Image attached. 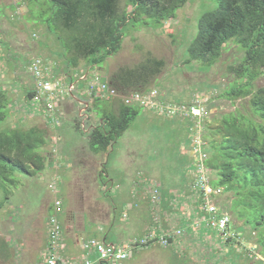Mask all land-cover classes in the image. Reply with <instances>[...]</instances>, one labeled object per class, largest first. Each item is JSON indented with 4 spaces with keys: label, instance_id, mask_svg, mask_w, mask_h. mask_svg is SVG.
Segmentation results:
<instances>
[{
    "label": "rangeland",
    "instance_id": "rangeland-1",
    "mask_svg": "<svg viewBox=\"0 0 264 264\" xmlns=\"http://www.w3.org/2000/svg\"><path fill=\"white\" fill-rule=\"evenodd\" d=\"M126 2L127 0H119L120 10L126 8ZM50 4V0H39L29 3L28 7L24 5L25 8L23 5L20 7L17 0H0V91H4L8 97L9 104L6 111L8 115L10 114L6 120L0 122V131L31 125L30 110L35 111L34 113L38 110L33 107L30 100L25 99L28 95L27 88H29V76L31 75L25 69L32 58L42 57L45 62L47 60L49 62L58 61L60 64L58 72H53L51 68L50 72L61 84H64L63 77L66 76L63 70H69L72 73L75 69L80 68L78 74H75L77 81L73 80L69 85L76 84L80 81L79 78L89 71L90 66L88 67L86 64V59H81L76 67L71 62V65L66 62L69 53L67 49H63L59 41L58 30L53 32L48 30L47 20L51 14ZM217 7V0H187L182 7L177 9L174 17L164 20L157 26L152 24L148 27L133 24L134 22L128 23L124 28L125 36L120 51L115 56L108 58L107 63L101 67L102 69L96 70L90 67L94 74L108 79L107 77L117 72L119 68H132L148 56L164 60L158 79L149 88H156L159 91L157 100L164 109L135 105L139 108L138 116L117 139L112 149L104 155L103 166L106 173L102 175V184H107V189L102 192L96 191V185L92 181L94 174L88 172L90 180L84 181V171L79 168L61 172L47 166L43 172L35 176H25L15 172L16 182L13 184L0 182V201L3 202L0 209V264H43L48 246V221L53 212L54 201L62 199L65 212L72 215L82 214L79 215L82 218L84 215L82 212L93 211L95 205L91 202L102 196L112 205L115 216L120 218L125 228H128L127 224L132 221V217H136L134 211H139L141 207L147 205L146 215H140L133 220L134 236L125 242L129 257L122 262V264H144L143 260L146 255L143 254L141 257L139 250L148 245L133 247L128 244L138 241L150 233L160 236L169 234V232H161L163 217L161 219L157 211V204H160L162 198L166 196V191L169 192L168 196L173 199V206H175L173 209L178 210L179 214H185L181 208H178L179 206H176L175 202H179L181 176L184 175L182 171L194 172V165L201 153L198 154L194 150L196 155L192 157L187 156L184 150L187 152L192 150V146L188 149L187 146L197 137L201 149L207 150V154L203 158H209L208 149H210L211 140L213 138L219 140L218 136L214 134L211 136V130L218 125L223 117L232 113L243 114L251 118L254 116L249 103L250 96L231 99L226 95V92L236 86V83L242 84L247 80L245 77H238L235 71L240 67L245 56L240 45L229 41L217 63L211 67L202 61L187 62V48L197 34L198 19L203 13ZM53 28H55L54 25ZM49 65L52 67L50 63ZM253 88L255 90L264 88V68L255 79ZM202 98L205 99L204 102H202ZM92 99L94 100V98ZM197 99L200 100L198 103L202 102L206 108L202 120L197 121L182 115V119L186 121L181 124L175 121L177 116L173 117L167 112L168 107L171 108L178 104L188 106ZM92 107L89 109L93 110L94 116L100 118L103 112L113 110V99L98 100ZM78 111L77 108L70 114L72 119L81 125L83 120L77 119ZM191 122L192 128L189 129L188 123ZM72 137L68 135L65 146L67 150L72 147L69 143ZM80 139L85 145L87 139L83 136ZM82 149H84L83 146ZM43 152L49 162L51 155L46 149H43ZM59 161L63 166L68 165L66 163L68 160L63 157L59 158ZM99 169L100 167H97L95 171L97 172ZM142 170H146L149 175ZM128 171L133 172L134 178H137L136 181L140 180L136 191L139 194L143 193L147 204H143L144 201L141 197L138 201L123 203L114 196L118 191V185L121 184L120 181L126 180ZM135 171L141 173L138 174ZM208 174L209 181L217 180L215 170L208 169ZM59 176H65L68 179L66 180L67 184ZM111 179L115 181L112 189H110ZM126 187L127 183L119 189L126 192ZM155 189L158 190L157 198H154ZM192 190L195 193L192 204L197 207L198 202L200 205L204 199L203 194L198 191V187ZM235 198L232 191L224 189L217 195L209 197L208 201L213 205L218 204L221 210L231 216L234 229L240 232L241 238L244 234L239 230V227H246L249 240L254 244L257 243L253 252L255 255L259 253L264 257V247L260 245L258 232L250 225L245 224L244 220L238 219L233 212ZM88 205L90 206L87 207ZM65 218V214L62 215V219L65 220ZM168 218L171 219V222L168 223L169 227H175L177 222L172 220L174 218ZM124 227H122V233L126 232ZM65 228L64 226L62 235L66 239L71 235H67ZM106 229L109 231L108 241L118 243V240L113 236L112 230L114 229H111L110 226ZM177 230H182L181 234H184L183 229ZM177 230L172 233H176ZM127 231L131 233V229ZM181 234L178 235L181 236ZM172 239L174 240V237ZM172 239L168 245H164L160 241L150 244L157 246L151 251L153 255L150 258L154 259L163 255L161 257L163 264H205L208 258L200 260V256L194 254L195 250L188 249L189 244L175 251H173L174 248H168L172 244ZM84 251L86 250L84 249ZM213 252L215 251L213 250ZM221 252L220 259L214 258L212 255V258L207 262L212 264L217 260L216 262L220 261V264H230L231 262L244 264L247 260L245 258L247 255L244 254L240 260L241 253L239 251H237V256L230 253L229 247ZM60 253H63L62 250ZM202 255L205 257L204 253ZM251 255L253 256L249 260L255 264L256 262L264 264L255 260L253 253ZM248 257L250 256L248 255Z\"/></svg>",
    "mask_w": 264,
    "mask_h": 264
},
{
    "label": "trees",
    "instance_id": "trees-1",
    "mask_svg": "<svg viewBox=\"0 0 264 264\" xmlns=\"http://www.w3.org/2000/svg\"><path fill=\"white\" fill-rule=\"evenodd\" d=\"M34 1L39 0H17L18 5L26 7ZM50 1L48 30H58L63 49L72 54L69 62L76 67L81 59H86V64L96 70L120 51L128 23L157 26L174 17L177 9L187 2L127 0L126 8L120 10L119 0ZM217 1L216 9L203 13L198 19L197 34L187 48V62L202 61L211 67L217 63L229 41L240 45L245 56L235 71L238 77L247 80L236 83L226 95L231 99L250 96L249 103L255 117L232 113L211 130V136L214 134L219 140L213 138L210 142V156L205 158L206 175L209 177L208 169L215 170L217 180L209 183L214 188L233 192L236 196L234 214L258 232L260 245L264 247V88H253L255 79L264 68V0ZM163 65L164 60L148 56L132 68H119L108 79L102 76L116 88L119 106L117 110L103 112L99 118L101 122L87 134L92 153H108L129 128L138 116L139 108L124 104L122 96L149 90ZM98 100L111 99L94 98V103ZM8 104L6 93L0 91V122L9 116ZM80 126L78 123V129ZM46 145L45 134L36 127L1 130L0 182L13 184L16 182L15 172L25 176L43 172L47 164L43 152ZM206 151L203 152L207 154ZM195 177V171L191 172V189L195 188ZM201 203L203 205L204 200ZM2 206L0 201V209Z\"/></svg>",
    "mask_w": 264,
    "mask_h": 264
},
{
    "label": "crops",
    "instance_id": "crops-1",
    "mask_svg": "<svg viewBox=\"0 0 264 264\" xmlns=\"http://www.w3.org/2000/svg\"><path fill=\"white\" fill-rule=\"evenodd\" d=\"M21 7V6H20ZM23 7H25L23 5ZM26 8V7H25ZM72 54H69V57L66 59V62L70 64L69 60H71ZM108 61V60H107ZM48 66L51 68L53 72H58L60 64L58 61H52L49 62L48 60L46 61ZM49 63L52 65V67L49 65ZM58 63V64H57ZM67 63V64H68ZM69 67V66H67ZM89 67V66H88ZM67 69V68H66ZM91 74L93 73L90 67L88 68ZM28 73L27 67L25 69ZM80 71L79 69H75L74 71L69 72V70L63 72L66 74L64 84H70V82L77 81V77L75 74H78L77 72ZM29 74V73H28ZM30 75V74H29ZM109 77V76H108ZM29 88H27V94L29 91L33 89L34 86V79L30 75L29 76ZM77 86L76 89L73 91V93L68 96V97H63L60 100L59 104V122L53 123L50 121L47 116H45L44 112L41 109L36 110L37 112L34 113L35 111L30 110L31 113L29 116H31V125L29 126H24L21 127L23 129H29L32 127H36L40 129L46 136L47 138V145L44 147V150H48V153L51 155V159L46 164L49 166L51 169H57L61 172H68L70 170H73V168H79L84 171V181L90 180L89 173L94 174L92 175L94 181V185H96V191H104L107 189V184H102V175L106 172L104 169V153L100 154H94L90 151L88 147V137L87 134L89 131H91L93 128H95L101 120H99L98 117L94 116L93 110L89 109L94 105V100L90 98L85 90H84V82L78 81L76 82ZM23 85V84H22ZM24 86V85H23ZM26 87V86H24ZM26 100H29V97L25 98ZM113 99V109L117 110L119 106V97L112 98ZM79 109L78 111V117L77 119H82L83 122L81 123V126L78 129L77 127V122H75L72 119V115L70 114L71 111L75 109ZM93 109V107H92ZM10 115V114H9ZM9 117V116H8ZM186 117V116H185ZM98 121L96 122V120ZM177 120L176 122H180L182 124L183 121H186L182 119V117H176ZM188 125H190V128H192V122ZM75 133V135H74ZM73 134V135H72ZM68 135L73 136L70 140L71 144V150L66 149V142L68 141ZM85 137L86 143L83 145V140H81V137ZM59 143V144H58ZM82 146L84 149H82ZM192 146V150L187 152V150H184L186 152L187 156H192L194 157L195 151H194V144L193 141L187 146V149ZM65 158L68 160L66 162L68 165L63 166L60 164L59 158ZM100 167V169L96 172L95 168ZM185 170V169H184ZM145 172L147 175L148 172L146 170H142ZM183 172V176H181L182 180L180 182V196H179V202H176V206L178 208H181L182 211L185 214H179L178 210H174L175 206H173L174 202L171 197H169V192L166 191V196H164L160 202V204H157V211L159 217H163L162 219V229L161 232H169L172 233L175 230L181 228L184 230V234L181 236L180 235H175L174 240L172 239V244L168 248H174L173 251L177 249H181L182 247H185L189 244V250H195V255L200 256V260H204V258H212V255L214 258L220 259L222 257V252L229 247L230 253H234L235 256H237V251L241 253L240 260L242 255H247L245 258H247L246 262L244 264H255L252 262L251 255L252 253L255 256V260H259L264 263V257L258 253V255H255L253 252L254 247H257V243L254 244L249 240L247 237L249 233L247 232V228L245 227H239V230L243 232V238L240 241H227L222 236L217 233L212 228H209L204 219L208 217V214L203 211L202 208V203L198 202V208L195 207L192 203L193 197L195 193H193L191 189V172ZM135 173H141L139 171H135ZM62 179H64V183L67 184L68 180L65 176H59ZM109 177V176H108ZM126 180L120 181L121 184L118 185V191L115 193V197L117 199H120L123 203H130L134 201H138V199L141 197V199L144 201L143 204H147V200L144 199L143 193L141 192L140 194L137 193L136 188L139 187L140 180L137 178H134L133 172L127 173ZM110 183H112V186L110 189H112L115 185L114 180H110ZM127 183V191L123 192L120 191L119 188L123 184ZM164 187V186H163ZM95 188V187H94ZM165 188V187H164ZM62 200V199H60ZM63 202V200H62ZM95 205L93 206V211H88L87 212H82L84 215L82 218L79 215H72L68 213L67 211L65 212L64 209V202H63V213L62 215L65 214V220L62 219V215L60 216L61 223L66 227V233L67 235H71V237H68L65 239L63 237V245L64 249L62 250V255L64 257H67L71 260H75L77 262H80L82 264L84 259H87L92 262V264H111L110 261L108 260H99L98 255L96 251L91 250V251H84L83 249V242L95 238L97 240L105 241L106 243L109 244H115V245H125L126 240H131V238L134 236V231L135 227L133 226V220L134 218L140 216V215H146V211L148 209L147 205L145 207H141L139 211H134L136 217H132V221L127 224L128 228H125L124 225H122L120 218H117L115 216L114 209L111 204H109L104 198L102 197H97L91 204ZM90 204V205H91ZM88 205L87 207H89ZM193 205V206H192ZM176 207V208H177ZM111 208V209H110ZM150 211V210H149ZM170 218H174L172 220H175L177 222V225L173 228H170L168 223L171 222ZM87 218V219H86ZM88 220V223H87ZM82 221V222H81ZM68 223V224H67ZM82 225L81 227H79ZM108 226L111 227L113 232L114 239L118 240V243H114L113 241H108V230L106 229ZM122 227L126 229L125 233H122ZM131 229V233H129L127 230ZM150 229V228H149ZM148 229V230H149ZM147 230V231H148ZM149 232V231H148ZM159 232V231H158ZM126 234V235H124ZM108 235V236H107ZM125 237L124 239H122ZM67 241V242H66ZM49 244V242H48ZM175 245V247H173ZM140 247V246H138ZM157 246H151L148 245L147 247H141L140 251V256L142 257L143 254H145V258L143 260L144 264H163L162 256H157V258L151 259L150 256L153 255L151 252L153 249H155ZM48 249V246H47ZM46 249V252H47ZM137 249V248H136ZM139 249V248H138ZM215 252H213V250ZM151 253V254H150ZM205 254V257L202 254ZM46 254V253H45ZM44 254V255H45ZM225 254V253H224ZM248 255L250 257H248ZM260 255V256H259ZM211 256V257H210ZM206 262L205 264H211L209 261ZM217 261V260H216ZM214 262L212 264H220V261ZM236 262V261H235ZM222 263V262H221ZM226 263V262H224ZM126 264V263H125ZM200 264V263H199ZM230 264H233L232 262ZM237 264V263H234ZM257 264V262H256Z\"/></svg>",
    "mask_w": 264,
    "mask_h": 264
},
{
    "label": "built area",
    "instance_id": "built-area-1",
    "mask_svg": "<svg viewBox=\"0 0 264 264\" xmlns=\"http://www.w3.org/2000/svg\"><path fill=\"white\" fill-rule=\"evenodd\" d=\"M27 70L34 79V86L30 91L31 96L29 100L32 102L33 107L41 109L51 122L57 124L59 122L60 100L65 96H70L76 89L77 84H61L50 72V67L42 57L32 58L28 63ZM79 80L85 83L84 90L91 98L112 99L119 96L116 88L108 80H103L102 76L85 72ZM158 95L159 91L156 88H152L146 91L131 92L122 96V100L126 105L164 109L157 100ZM204 101L205 99L202 98V102ZM198 102H200L199 99L188 106L182 104L171 106V108L168 107L167 112L173 117H182L184 115V117H190L198 121L203 118L206 111L202 102L201 104ZM193 144L194 150L198 154L201 153L199 158L198 156L196 157L198 160L196 165H194L196 174L194 187H198V191L203 194L204 204L202 208L208 214V217L204 221L209 228L217 230L225 240L240 241L242 240L241 234L238 230L236 231L234 229L231 216L219 209L217 204L213 205L208 201L209 197L218 194L222 189L214 188L209 183V177L206 175L205 159L203 158L205 153L201 149L197 137L194 139ZM154 193V198H157L158 190L155 189ZM63 211L62 200L56 199L53 204V212L49 216V244L43 264H81L80 262L64 257L60 253L64 249L63 227L60 220ZM181 233L182 230H177L176 233L162 234V236L150 233L138 241L131 242L128 246H145L153 244L156 241L168 245L172 237ZM83 248L86 251H96L99 260H108L111 264H122L129 257V251L126 249V245L109 244L95 238L83 242ZM82 264H92V262L84 259Z\"/></svg>",
    "mask_w": 264,
    "mask_h": 264
}]
</instances>
